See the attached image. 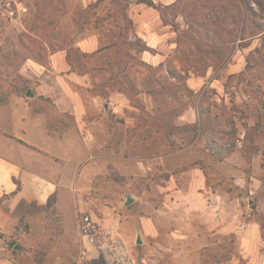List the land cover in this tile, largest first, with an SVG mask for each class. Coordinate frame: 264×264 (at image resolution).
<instances>
[{"label":"rangeland","instance_id":"obj_1","mask_svg":"<svg viewBox=\"0 0 264 264\" xmlns=\"http://www.w3.org/2000/svg\"><path fill=\"white\" fill-rule=\"evenodd\" d=\"M97 1L16 0L15 17L0 4V152L57 186L50 205L1 224L0 264H78L84 214L133 264H264V65L246 71L264 33L240 40L264 29V0H238L245 21L226 20L237 32L216 68L199 61L212 58L204 40L196 48L156 9L127 4L130 26L124 3ZM199 1L164 17L191 32L184 6L199 20L197 4H220Z\"/></svg>","mask_w":264,"mask_h":264},{"label":"trees","instance_id":"obj_2","mask_svg":"<svg viewBox=\"0 0 264 264\" xmlns=\"http://www.w3.org/2000/svg\"><path fill=\"white\" fill-rule=\"evenodd\" d=\"M104 1L105 0H98L96 2V5L97 6L100 5ZM110 1L112 3L117 2L120 5L123 3L125 4L124 6H126V7L122 8L119 13L121 14V20L123 22H127L128 24H130V26H133V22L131 21V19L129 18V16L127 14V11H126L127 4L135 1L137 4H143V5H146L150 8L156 9L157 11L160 12L161 18H162V21L164 24L171 25L174 28L175 32H177L179 34H184V36L190 42L194 43L196 48L198 47L197 44H198L199 40H204V42L209 45V46H207L210 50L208 53H210L212 58L206 57V58H202V60L200 59L199 61H201L202 63H206V64H208L207 62H209L210 65H208V67H214V68H216L217 66L219 67V66L225 65L230 60L229 54L226 55L227 54L226 49L229 48L227 44L229 42H231V40H227V39L230 38L228 36H236L237 31L235 29H230L229 31H227L228 27L227 26L224 27L226 20L231 19L232 23L234 25L240 24V23L245 21V19L242 18V16H241V9H240V5L238 3V0H225V1L224 0H214L215 2L219 1V3H220L218 6L219 10L215 6L212 7L211 4H207V5L206 4L204 5V3H200L199 5L197 4L196 9L192 10L191 14H195L198 12L199 20H197L196 17H194V18L191 17V15L189 14L190 13L189 6H187V5L184 6L185 10H183V13H184V16L186 18V23H187L189 30L191 32L180 31L176 22L169 23L167 21V19L164 17V13H165L164 10L175 9L177 12H179L180 9H177V8H179L178 4L180 5V4L186 3V0H177L175 3H173L167 7H164L161 4H156L153 0H110ZM188 4H189V2H188ZM229 13L231 15H229ZM175 16H177V15H175ZM219 29H220V31H222V33L220 35L218 34ZM202 31H204L206 33L203 34ZM262 33H264V29H259V32H256V33L251 32L249 37L242 38L240 40H242V41L248 40V39H251L253 37L259 36ZM194 34L200 35V36L195 37L196 35L194 36ZM244 34L245 33H243V31H242L241 36H244ZM134 35L137 37L136 34H134ZM129 36H131V29L127 33V37H129ZM196 39H197V41H196ZM129 42H131V41H129ZM178 45H180L179 41H178ZM198 49H200V48L198 47ZM148 50H149V47L147 45H143L142 47H139L140 52H145ZM217 50H219V51H217ZM184 54L186 55L187 52H183V55ZM179 58H180L182 63L185 62L184 58H182V57H179ZM246 62H247L246 71L253 70L255 68V66H263L264 65V52H262L260 50L251 52L249 54V56L247 57ZM174 78H175V76H174ZM212 149L216 150V147H212ZM234 152H235V146L233 145L232 147H230L228 149H217L215 151V154H216V156H218L219 161H223L227 157L232 155ZM16 185H17L16 191H14L10 194H5L3 197L0 198V206L2 205V203L6 199L12 198L13 196H15L21 192L20 184L16 183ZM53 199H54V195L50 196L46 206L50 205L53 202ZM17 228H18V226L16 227V229ZM2 237L3 236H0L1 240H2ZM7 248L10 250H13L14 252H16V250H18V251L23 250L22 246H20L17 243L15 244L14 242L9 243L7 245Z\"/></svg>","mask_w":264,"mask_h":264},{"label":"crops","instance_id":"obj_3","mask_svg":"<svg viewBox=\"0 0 264 264\" xmlns=\"http://www.w3.org/2000/svg\"><path fill=\"white\" fill-rule=\"evenodd\" d=\"M160 1H162L164 4L171 5L175 3L177 0H160ZM137 5L141 6L143 4H137ZM136 24H138V22H136ZM156 26L158 27L159 25L157 24ZM165 29L166 27H163V29L161 30H165ZM161 30L158 31L155 28L152 30L156 32V34L159 36L160 42H162L167 36L162 34ZM142 38H144L143 40H145L149 46H151L152 48H156L155 44L152 43L149 36ZM21 169L22 168L19 166L17 162H14L9 158V156H6L5 154L0 152V184H1L0 198L5 194H10L16 191L17 185L11 182L13 178L15 179L20 178L23 184V188L21 189L20 193L10 198V200L4 201L0 206V227H2L1 224H3L2 229H7L9 223H11L13 227H15L16 220L19 218V214L18 215L14 214V211L16 209L27 206L31 207L33 202H35L37 206L40 207L46 206L50 196L55 194L57 191L56 184H54V182H52L51 180H48L47 178L39 174L28 172ZM4 183L5 185H2ZM247 227L249 228V226ZM244 247H246V244H243V248ZM249 263L254 264L253 261Z\"/></svg>","mask_w":264,"mask_h":264},{"label":"built area","instance_id":"obj_4","mask_svg":"<svg viewBox=\"0 0 264 264\" xmlns=\"http://www.w3.org/2000/svg\"><path fill=\"white\" fill-rule=\"evenodd\" d=\"M0 4L12 17L21 10L26 11L16 0H0ZM78 227L80 236L78 264H85L93 253L108 255L114 264H133L130 252L122 239L112 231H103L90 215H82Z\"/></svg>","mask_w":264,"mask_h":264},{"label":"water","instance_id":"obj_5","mask_svg":"<svg viewBox=\"0 0 264 264\" xmlns=\"http://www.w3.org/2000/svg\"><path fill=\"white\" fill-rule=\"evenodd\" d=\"M137 243H138V244H141V240H140V239H138Z\"/></svg>","mask_w":264,"mask_h":264},{"label":"bare ground","instance_id":"obj_6","mask_svg":"<svg viewBox=\"0 0 264 264\" xmlns=\"http://www.w3.org/2000/svg\"><path fill=\"white\" fill-rule=\"evenodd\" d=\"M47 78V77H46ZM48 79H50V78H48ZM45 84V83H44ZM47 84V83H46ZM48 87H49V85H47Z\"/></svg>","mask_w":264,"mask_h":264}]
</instances>
